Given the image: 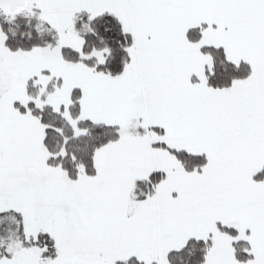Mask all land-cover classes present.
I'll use <instances>...</instances> for the list:
<instances>
[{
    "label": "snow or ice",
    "instance_id": "1",
    "mask_svg": "<svg viewBox=\"0 0 264 264\" xmlns=\"http://www.w3.org/2000/svg\"><path fill=\"white\" fill-rule=\"evenodd\" d=\"M0 264H264V0H0Z\"/></svg>",
    "mask_w": 264,
    "mask_h": 264
}]
</instances>
